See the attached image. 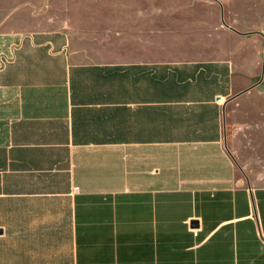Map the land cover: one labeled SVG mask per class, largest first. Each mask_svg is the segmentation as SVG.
<instances>
[{
  "label": "crops",
  "instance_id": "0c3cea01",
  "mask_svg": "<svg viewBox=\"0 0 264 264\" xmlns=\"http://www.w3.org/2000/svg\"><path fill=\"white\" fill-rule=\"evenodd\" d=\"M2 5L0 264H264V187L223 141L232 62L94 61Z\"/></svg>",
  "mask_w": 264,
  "mask_h": 264
},
{
  "label": "rangeland",
  "instance_id": "374dc122",
  "mask_svg": "<svg viewBox=\"0 0 264 264\" xmlns=\"http://www.w3.org/2000/svg\"><path fill=\"white\" fill-rule=\"evenodd\" d=\"M7 23L61 29L94 61L144 54L233 63L236 93L224 110L235 181L264 187V0H2Z\"/></svg>",
  "mask_w": 264,
  "mask_h": 264
},
{
  "label": "water",
  "instance_id": "95a60500",
  "mask_svg": "<svg viewBox=\"0 0 264 264\" xmlns=\"http://www.w3.org/2000/svg\"><path fill=\"white\" fill-rule=\"evenodd\" d=\"M197 224V223H196Z\"/></svg>",
  "mask_w": 264,
  "mask_h": 264
}]
</instances>
